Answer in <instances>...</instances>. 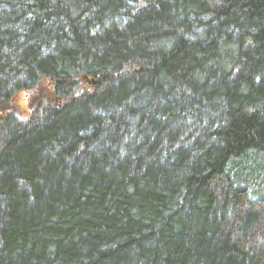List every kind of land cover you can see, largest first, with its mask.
<instances>
[{"label": "trees", "instance_id": "trees-1", "mask_svg": "<svg viewBox=\"0 0 264 264\" xmlns=\"http://www.w3.org/2000/svg\"><path fill=\"white\" fill-rule=\"evenodd\" d=\"M261 160L264 0H0V264H264Z\"/></svg>", "mask_w": 264, "mask_h": 264}, {"label": "rangeland", "instance_id": "rangeland-1", "mask_svg": "<svg viewBox=\"0 0 264 264\" xmlns=\"http://www.w3.org/2000/svg\"><path fill=\"white\" fill-rule=\"evenodd\" d=\"M41 87L48 93L51 94V89L47 83V81H43ZM25 92L19 94L18 98L14 101L15 105L13 106L15 114L20 118V119H25L27 118L28 112L30 111L29 109V104L27 102V98L25 96ZM52 98V97H51ZM20 104V105H19ZM22 109V110H21ZM258 179L262 182H258L261 186L264 184V161L261 160L260 163V170L257 175ZM252 189L256 187V185L250 186Z\"/></svg>", "mask_w": 264, "mask_h": 264}]
</instances>
